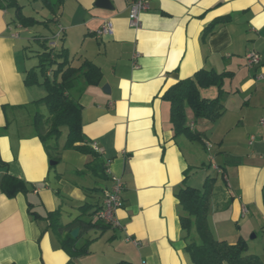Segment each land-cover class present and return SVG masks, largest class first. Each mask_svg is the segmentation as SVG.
<instances>
[{"label": "crops", "instance_id": "crops-1", "mask_svg": "<svg viewBox=\"0 0 264 264\" xmlns=\"http://www.w3.org/2000/svg\"><path fill=\"white\" fill-rule=\"evenodd\" d=\"M18 1L24 10L45 8L41 1ZM97 1L64 0L56 14L41 13L46 30L24 27L13 9L0 7V264H193L177 193L185 185L202 186L211 175L206 167L216 178L209 215L214 237L264 233V0H149L140 28L129 22L134 0H109L108 7ZM220 18L229 21L208 30ZM107 19L113 33L98 35ZM49 47L67 49L73 67L89 60L101 68L99 84L87 85L81 77L70 94L83 107L84 143L102 150L108 183L101 186L109 188L113 175L124 183V206L116 213L121 226L83 232L80 244L93 241L89 252L77 257L62 248L49 212L60 209L67 223L80 213V204L96 200L91 195L102 202L105 192L91 193L85 189L91 186L79 183L63 191L53 185L54 175L61 180L63 173H53L33 126L37 110L47 115V107L35 103L47 94L36 60ZM135 51L140 52L137 68ZM252 51L261 61L249 65L246 55ZM32 68L40 83L27 86ZM54 68H48L49 77ZM200 69L229 75L223 83L224 112L216 122L197 119L187 108L188 125L200 134L192 140L175 133L171 104L163 95ZM202 93L214 98L218 87ZM60 148L56 165L68 150ZM80 155L82 165L93 160L91 154ZM217 213L225 220L217 221ZM101 241L105 245L98 246ZM93 255L95 261L89 259Z\"/></svg>", "mask_w": 264, "mask_h": 264}, {"label": "trees", "instance_id": "trees-1", "mask_svg": "<svg viewBox=\"0 0 264 264\" xmlns=\"http://www.w3.org/2000/svg\"><path fill=\"white\" fill-rule=\"evenodd\" d=\"M41 1L51 14H56L64 0H34ZM1 8L13 9L16 20L24 27H31L37 23H46L45 20L27 16L24 13V6L18 0H0ZM228 18L215 20L208 30H213L216 25L228 22ZM41 75L44 76L43 84L46 86L47 94L35 101L36 105H45L48 114L44 115L37 110L33 126L37 135L52 160H59L61 148L57 139L62 132V126H68L67 139L64 149H74L83 154H91L93 160L86 164L92 168L97 175L104 177L107 174L106 164L100 159V154L94 148L85 144V133L83 131V107L71 96L79 78L83 77L87 85H97L102 81L103 72L95 63L85 60L80 67H73L69 63V52L61 49L56 52L54 48H46L39 54ZM55 66L52 76L47 75L48 68ZM229 72L219 73L213 69H200L191 78L179 80L172 85L163 95L164 99L171 104V122L176 134H185L192 140H199L200 134L192 131L188 125L187 108H191L195 118L209 119L216 122L224 112L223 105V83ZM27 86L40 83L39 74L36 68L28 71L26 79ZM211 86L218 87V94L214 98L202 96L201 89ZM55 166V165H54ZM53 166V167H54ZM84 172L80 170V173ZM108 175V174H107ZM189 173L186 174V178ZM20 183L22 181L19 180ZM216 178L208 175L205 178L204 186L199 188L185 185L178 193L180 205L184 212L180 215V223L186 239V251L193 264H264L258 254L248 253L246 242L242 238L236 243L225 239H216L209 225L210 204ZM4 185V178H3ZM91 193L99 192L104 186L86 187ZM8 195L15 194L6 189ZM22 190L18 187L17 191ZM102 202L88 200L77 208L80 213L67 223L61 221V210L55 209L49 212L51 226L58 232L61 238L62 248L71 256L77 257L89 252L92 239H87L80 244L79 239L83 232L93 228L106 230L111 228L98 217ZM80 229L77 237L71 235L75 228ZM195 229L198 238L192 236Z\"/></svg>", "mask_w": 264, "mask_h": 264}, {"label": "rangeland", "instance_id": "rangeland-1", "mask_svg": "<svg viewBox=\"0 0 264 264\" xmlns=\"http://www.w3.org/2000/svg\"><path fill=\"white\" fill-rule=\"evenodd\" d=\"M36 7L44 15L51 14V13H49L50 11L48 12V10H46L42 6L38 5ZM24 13L25 14L29 13L30 15L35 16L36 18L43 19L42 18V14L40 12H37V11L33 10L32 6H26L25 10H24ZM55 26L56 25L54 24L53 26H51L50 29H47L48 32L50 33L53 30V28H55ZM32 27H34L33 30H46L45 29L46 28V24L45 23H37V24L33 25ZM36 61H37L36 63H38L39 60L37 59ZM45 88H46V86H45ZM43 90H44V94H45V89H43ZM41 92L43 93V91H41ZM202 96H205V95L202 93ZM44 110H46V109L44 108ZM46 112L48 114L47 110H46ZM67 132H68V126L67 125H63L62 126V132H61L59 138L57 139V144L60 147H64V145L66 143ZM79 156H81L79 152H76V151L71 150V149L65 150L64 154H62V156H61L60 163L58 165H56V167H53V173H54V170H55L56 173L57 172H62L63 173V178L61 180H57L55 175H54V177H53V185L54 186L58 185L60 188H62V191H63L64 187L68 188L73 183H79L81 185L91 186V187L95 186V185L101 186V185H105L106 183H108L106 178H104V177H102L100 175H97L92 168H87L86 164L82 165L81 161H79V159H78ZM80 164L82 166H80ZM208 164H209V161H208L207 165ZM206 168L210 171L209 174L212 175L213 174V170H210L211 167H209V168L206 167ZM79 169L83 170L84 172L80 173ZM204 182H205V179H204V181L202 183V186L198 185V187H200V188L203 187L204 186ZM91 198L92 199L99 198V195H96V194L95 195H91ZM216 216H217V221H222V220L224 221L225 220L220 213H217ZM192 236L195 237L196 239L198 238V235H197L195 229H193V231H192ZM238 238H239V236H236V238H233V237L229 236V238H226V240L230 241L231 243L232 242L236 243L239 240ZM231 239H233V240L231 241ZM242 239L247 244L248 253L258 254V255H260V257L262 259H264V244L262 243L263 239H264V233H262V232H259V233L257 232V234H256V232L246 233L244 238H242ZM116 244H118V243H116ZM100 245H105L104 241H101L98 246H100ZM117 247H121V246L117 245ZM101 250H102L103 253H108L107 251H109L108 247H106L104 249L101 248ZM112 252H114V250H112ZM99 253H101V251ZM89 259L91 261H95L96 260V256L93 255Z\"/></svg>", "mask_w": 264, "mask_h": 264}, {"label": "built area", "instance_id": "built-area-1", "mask_svg": "<svg viewBox=\"0 0 264 264\" xmlns=\"http://www.w3.org/2000/svg\"><path fill=\"white\" fill-rule=\"evenodd\" d=\"M150 7L149 0H134L130 5V14H129V22L130 26L133 28H140L142 26L141 21V12ZM114 31V24L111 19H107L101 28L97 31L98 35H107L112 34ZM140 57V52L135 51L133 56L134 66L135 68L139 67L137 60ZM247 62L249 65L257 64L261 61V55L259 52L252 51L246 55ZM264 78L262 74L260 76ZM262 123L264 124V118L262 119ZM254 138V137H253ZM252 138V140H253ZM94 149L98 152L102 151L96 145H94ZM111 186L105 191V197L103 199L102 206L98 212V217L107 224H110L114 227H120L121 223L118 220L116 213L117 210L124 206L123 199V189L124 183L120 176L113 175L111 176ZM243 215L248 213V208L246 205H243L242 208ZM143 264H147L145 260H143Z\"/></svg>", "mask_w": 264, "mask_h": 264}, {"label": "water", "instance_id": "water-1", "mask_svg": "<svg viewBox=\"0 0 264 264\" xmlns=\"http://www.w3.org/2000/svg\"><path fill=\"white\" fill-rule=\"evenodd\" d=\"M100 4H102L104 7H108V5L110 4V1L109 0H98L97 5H100ZM56 164H57L56 160H51V165H56ZM79 231L80 229L77 227L71 231V235L73 237H77Z\"/></svg>", "mask_w": 264, "mask_h": 264}]
</instances>
